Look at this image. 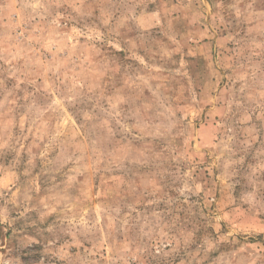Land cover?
Masks as SVG:
<instances>
[{"label": "rangeland", "instance_id": "rangeland-1", "mask_svg": "<svg viewBox=\"0 0 264 264\" xmlns=\"http://www.w3.org/2000/svg\"><path fill=\"white\" fill-rule=\"evenodd\" d=\"M0 264H264V0H0Z\"/></svg>", "mask_w": 264, "mask_h": 264}]
</instances>
